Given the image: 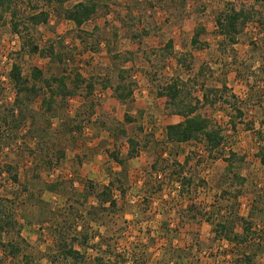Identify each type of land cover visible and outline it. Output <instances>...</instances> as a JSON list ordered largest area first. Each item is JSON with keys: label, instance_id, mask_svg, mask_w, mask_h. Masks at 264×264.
Instances as JSON below:
<instances>
[{"label": "rangeland", "instance_id": "374dc122", "mask_svg": "<svg viewBox=\"0 0 264 264\" xmlns=\"http://www.w3.org/2000/svg\"><path fill=\"white\" fill-rule=\"evenodd\" d=\"M80 1L21 0L20 32L10 16L0 22V264H264V0H98L79 27L63 11ZM235 3L256 13L232 44L217 17ZM41 10L48 22L30 25ZM170 39L188 66L161 54ZM13 63L30 85L34 68L65 75L71 92L49 109L50 88L41 78L37 93L19 91ZM122 68L137 83L128 104L112 87ZM177 77L201 100L204 88L219 89L200 108L225 135L218 149L167 139L184 117L158 91ZM9 242L21 247L15 257Z\"/></svg>", "mask_w": 264, "mask_h": 264}, {"label": "trees", "instance_id": "16d2710c", "mask_svg": "<svg viewBox=\"0 0 264 264\" xmlns=\"http://www.w3.org/2000/svg\"><path fill=\"white\" fill-rule=\"evenodd\" d=\"M21 0H0V22L6 23L8 16H10V22L13 25V29L16 33L20 32V11L18 9V2ZM50 6L60 7L63 6L66 2L70 0H46ZM99 7L98 0H87L80 1L73 5L71 8L64 9L63 14L65 18L73 21L77 26H83L88 20H90L93 15L97 12ZM254 7H247L242 3H235L232 6L227 7L222 11L217 17V24L220 28L222 35L227 41L232 44L238 43L239 35L245 30L246 25L255 17ZM49 20V12L46 10H41L32 14H29L27 17V22L30 25L37 26L42 23H47ZM204 29L199 27L195 30V33L192 37V44L195 47H199L201 41L199 35ZM31 52L44 54L46 49L40 48L39 45L33 44L31 47ZM55 50L54 46H51L49 53H53ZM164 58L170 56L176 57L179 63L185 64L189 62V57L187 55H178L174 48V41L170 39L165 47L162 49ZM117 56V57H116ZM122 54H115L114 58H120ZM116 60V59H115ZM10 77L14 81L15 86L19 91H25L26 93H37V82L38 79H41L45 82V85L50 88L51 97L50 99H45L44 104H48V108L51 109V103L54 101V97L57 95H66L68 94V84L67 77L62 75L60 77L53 76L51 78H45L43 76V71L39 68H34L33 70V79L35 80L32 85H30V79L26 77L22 72V66L19 63H13L12 69L10 71ZM132 74L129 69H119L118 73V83L115 86H112L110 80H106L104 84L105 88L112 86L114 89L115 96L124 104H128L134 99L135 90L137 83L132 80ZM80 79V75L78 76ZM225 87V86H224ZM226 88V87H225ZM89 93H92L94 90L93 83H89ZM203 100L198 97H195L191 94L187 87V82L183 81L181 78H173L170 82L161 86L158 93L161 97L166 98V106L169 113L183 116L184 119L180 122L170 123L166 127L167 139L171 142L185 143L191 141L206 142L208 148L213 151L218 149L225 142L224 133L215 127L210 118L206 117L200 112L201 106L210 104L214 105L217 101V96L219 94L218 88H204L203 89ZM223 91V90H222ZM51 100V101H50ZM239 113L243 114L240 109ZM127 121H132V117L127 115ZM121 137H124L130 144L129 157L137 156L136 144L137 142L132 138L128 137L126 130L120 129ZM111 156L118 163L125 165L126 160L121 159L118 153H111ZM235 159V155L231 156L229 159L232 161ZM262 160L264 162V153L262 154ZM232 166V165H231ZM11 168L10 166L8 167ZM14 180H18V175L15 173L13 175ZM114 185L115 182L110 183ZM109 185L106 189L103 190L104 195L110 194ZM101 200L105 201V198L100 197ZM107 200V199H106ZM110 200V206H115L116 201L114 199ZM103 201V202H104ZM8 224H11L12 221H7ZM7 224V223H6ZM5 228L4 226H1ZM21 233V230H18V234ZM3 247L5 252L11 256H17L21 251V247L18 244L14 243H4ZM61 247L65 251L66 255L78 257L79 253L71 246H67L63 241Z\"/></svg>", "mask_w": 264, "mask_h": 264}]
</instances>
